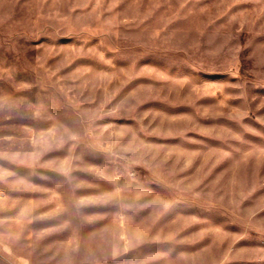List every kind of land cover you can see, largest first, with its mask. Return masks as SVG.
<instances>
[{"label":"rangeland","instance_id":"1","mask_svg":"<svg viewBox=\"0 0 264 264\" xmlns=\"http://www.w3.org/2000/svg\"><path fill=\"white\" fill-rule=\"evenodd\" d=\"M0 264H264V0H0Z\"/></svg>","mask_w":264,"mask_h":264}]
</instances>
